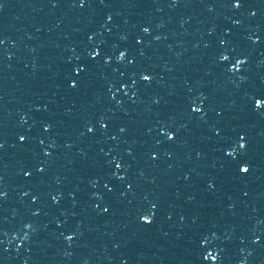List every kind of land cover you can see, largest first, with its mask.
<instances>
[{
  "label": "snow or ice",
  "instance_id": "snow-or-ice-1",
  "mask_svg": "<svg viewBox=\"0 0 264 264\" xmlns=\"http://www.w3.org/2000/svg\"><path fill=\"white\" fill-rule=\"evenodd\" d=\"M145 79H147V77H145Z\"/></svg>",
  "mask_w": 264,
  "mask_h": 264
}]
</instances>
